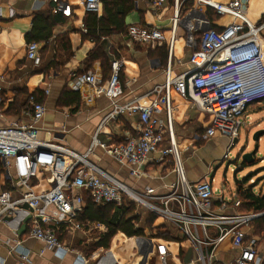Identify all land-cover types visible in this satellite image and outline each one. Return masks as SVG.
I'll use <instances>...</instances> for the list:
<instances>
[{"label":"built area","instance_id":"obj_1","mask_svg":"<svg viewBox=\"0 0 264 264\" xmlns=\"http://www.w3.org/2000/svg\"><path fill=\"white\" fill-rule=\"evenodd\" d=\"M43 1L52 3L55 12L63 17H70L66 1ZM163 4L164 0L149 2L154 13ZM245 5V0L226 4L172 0L168 40L158 28L129 25L125 34L130 41L151 49L166 45L169 61L179 29L190 49L189 70L173 77L169 64L163 84L144 94L145 103L138 97L120 103L124 94L120 75L126 73L127 67L122 61H112L105 82L93 71L71 73L70 91L86 88L85 103L103 96L111 106L85 154L62 144L54 132L49 141L40 139L39 125L46 109L30 96L28 122L0 127V224L16 237L22 230L60 259L74 254V264H132L134 257L145 255L148 262L153 259L158 264H264L259 238L252 234L253 222L260 214L238 211L240 201L236 198L229 203L215 198L210 174L189 182L173 137L171 93L208 119L204 140L215 135L236 139L244 125L245 111L264 102V15L258 23H251L245 15ZM82 6L86 13L97 14L101 0H83ZM211 14L228 16L231 22L215 29L209 20ZM25 58L38 67L39 44L27 43ZM4 104L0 91V118ZM123 115L137 117L134 134L120 143H101L97 135L103 124ZM95 148H100L118 167L127 168L129 177L136 180L141 178L140 167L157 155V162L171 166L174 181L162 194L150 188L133 191L89 160ZM39 174L49 189L35 194L33 187L40 183ZM87 198L96 206H112L118 222H129L143 234L127 236L116 231L105 249L90 255L73 251L75 239L82 244L96 243L104 231L99 224L78 221ZM225 241L238 251V256L221 263L217 254ZM17 247L9 253L25 262L28 252L22 250L21 242ZM189 251L193 257L185 263L182 257Z\"/></svg>","mask_w":264,"mask_h":264},{"label":"crops","instance_id":"obj_2","mask_svg":"<svg viewBox=\"0 0 264 264\" xmlns=\"http://www.w3.org/2000/svg\"><path fill=\"white\" fill-rule=\"evenodd\" d=\"M64 1L70 6V17L65 18L63 24L53 29L52 37L46 44H39L40 50L45 47V52L38 67H34L25 58L27 44L25 35L32 29V20L35 14L58 13L55 12L54 5L43 0L0 2V91L5 101L0 127L26 124L28 122L26 112L29 108V97L34 95L36 100L43 102L46 109L45 116L39 125L40 139L49 141L56 133L54 137L60 139L62 144L78 154H85L105 116L111 111V106L109 100L103 96L96 97L91 104L85 103L83 99L86 96V88L80 92H74L79 95L80 99L77 108L74 106L58 107L57 105L64 88L69 89L71 73L93 71L103 81L100 62H93L89 68L87 65L94 44L90 40L82 38L86 31L83 23L86 15L82 6L83 0ZM211 1L226 4L232 0ZM149 2L150 0H133L134 8L124 19L125 28L131 24L155 27L160 29L168 40L173 14L172 0H164L163 7L155 13L151 10ZM245 3L246 17L251 23H258L264 15V0H245ZM103 14L101 5L97 16L102 17ZM211 23L212 26L221 28L230 23V18L221 17ZM101 40L106 42L104 53L110 64L117 60L126 63L127 66L126 73L123 75L124 94L120 100L122 104L136 97L145 103L147 99L144 94L155 86L163 84L165 70L169 64L173 77L185 73L190 68L188 65L190 49L185 44L184 33L181 29L177 31V40L173 45L174 50L170 61L168 49L165 59L160 58L156 52L150 55L149 47L130 41L125 32ZM115 53L118 58H115ZM171 102L173 137L181 157L184 155L183 163L187 180L197 182L210 174L213 183L212 163L220 156H223L224 159L228 157L229 150L234 147V140L230 141L220 135L204 140L202 135L208 119L199 115L198 111L175 93H171ZM249 108L242 117L244 127L249 125V123H245V120H251V113L256 110L255 105ZM160 119L163 120V115L160 116ZM136 127V116L123 115L115 121L103 124L97 139L103 144L124 141L134 134ZM89 160L99 169L114 176L136 192L150 188L156 193L162 194L165 187L174 181L171 166L167 162H157V155L140 167L141 178L137 180L129 177L128 169L118 167L103 154L100 148L93 150ZM39 185L41 186L42 182ZM245 186V184L241 185L243 190H247L244 189ZM237 187L234 198L230 202L235 199ZM250 191L256 196L259 195L253 190ZM214 197L224 200L223 195H214ZM18 242H21L22 250L28 252L25 262L20 261L15 253H9L10 249H18ZM227 243V241L222 243L218 250L217 259L221 263L231 262L238 256V251L231 249ZM84 245L78 241L76 244L72 243L71 247L73 251L82 252L81 249ZM192 257L193 252L191 251V255L183 256L182 259L187 263ZM74 261V254H67L60 259L53 252L44 249L41 243L27 237L22 230L16 237L7 227L0 224V264H74ZM132 264H156V262L153 259L148 262V256L145 255L134 257Z\"/></svg>","mask_w":264,"mask_h":264},{"label":"trees","instance_id":"obj_3","mask_svg":"<svg viewBox=\"0 0 264 264\" xmlns=\"http://www.w3.org/2000/svg\"><path fill=\"white\" fill-rule=\"evenodd\" d=\"M101 5L103 8V16L98 17L95 13H86L83 23L85 28V34L82 35L84 40H90L93 42L94 47L89 54L87 65L88 68L95 61L100 62L103 81L105 82L110 74L111 64L104 53L106 47V42L102 41V38H108L115 34L126 33L124 19L127 14H129L133 8V0H101ZM210 21L214 22L219 19V17L211 14L209 15ZM65 17L61 14L54 13L51 14H35L32 20V29L29 33L25 35L27 43H47L52 37L53 29L63 24ZM218 29V27H214ZM62 39V37H60ZM167 46L163 45L155 49H148V53L151 55L153 52L158 53L160 58H166ZM45 47L40 50V56L44 55ZM115 58L118 55L114 54ZM88 71V70H85ZM79 73V72H77ZM120 82L123 85L124 77L120 75ZM34 100L38 103H43L41 100H36L34 95H32ZM80 102L79 95L64 88L62 91L57 105L58 107H78ZM123 141H115L114 143H120ZM235 198L240 201V207L238 211L243 213L253 212L255 214L264 213V193L258 196L254 195L250 190H243L240 184H238L237 192ZM117 213H114V208L112 206H96L89 198L85 201V206L83 208L82 214L79 216V222H90L94 224H99L104 228V231L100 232L98 235V241L96 243L92 242L85 244L81 251L85 255H90L92 252L99 248H106L109 244L111 236L116 232L120 231L127 236L142 235L143 231L141 229L134 230L129 222L117 221ZM153 219H150L152 222ZM148 224H150L148 222ZM256 229V234L264 237V215L258 217L253 222Z\"/></svg>","mask_w":264,"mask_h":264},{"label":"rangeland","instance_id":"obj_4","mask_svg":"<svg viewBox=\"0 0 264 264\" xmlns=\"http://www.w3.org/2000/svg\"><path fill=\"white\" fill-rule=\"evenodd\" d=\"M223 17L230 18L228 16ZM255 108L256 110L251 113V120H245V123H249V125L247 127H240L237 143L231 150H229L228 157L224 159L223 156H220L211 166V175H213L214 179L212 183L214 195H223L224 201L228 203L234 198L238 184H245L246 186L244 189L253 190L254 193H259V195L264 193V134L260 135L257 143L253 142V136L255 133L260 131H263L264 133V102L256 104ZM249 110L251 111L250 108ZM256 147L257 149L255 150ZM241 153H253L252 162L250 164L242 163ZM183 159L184 155H182V160ZM39 179L40 182H42V185L33 187L35 194H39L40 192L49 189V186L41 174H39ZM252 228V234L259 238V245L263 250L264 237L256 234L254 224ZM77 242L78 240H75L74 243L76 244ZM125 248L128 250L129 247L127 246ZM188 255H191V251L186 254V257ZM156 264H158V262H156Z\"/></svg>","mask_w":264,"mask_h":264},{"label":"water","instance_id":"obj_5","mask_svg":"<svg viewBox=\"0 0 264 264\" xmlns=\"http://www.w3.org/2000/svg\"><path fill=\"white\" fill-rule=\"evenodd\" d=\"M262 134H264L263 131H260V132L255 133V135L253 136V142L254 143H257L260 135H262ZM233 142H234V145H236L237 139H234ZM256 149H257V147L255 148V150ZM241 154H242V156H241L242 163L250 164L252 162V160H253L252 154L253 153H246V154L245 153H241ZM263 215H264V213L263 214H260V216H263Z\"/></svg>","mask_w":264,"mask_h":264},{"label":"bare ground","instance_id":"obj_6","mask_svg":"<svg viewBox=\"0 0 264 264\" xmlns=\"http://www.w3.org/2000/svg\"><path fill=\"white\" fill-rule=\"evenodd\" d=\"M63 161L65 162L66 160L65 159H63ZM58 167H60V165L58 164Z\"/></svg>","mask_w":264,"mask_h":264}]
</instances>
